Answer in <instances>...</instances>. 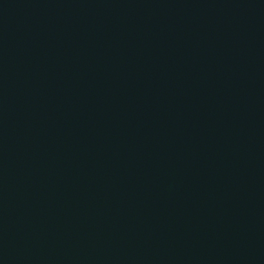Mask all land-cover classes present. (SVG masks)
Wrapping results in <instances>:
<instances>
[{
	"label": "water",
	"instance_id": "obj_1",
	"mask_svg": "<svg viewBox=\"0 0 264 264\" xmlns=\"http://www.w3.org/2000/svg\"><path fill=\"white\" fill-rule=\"evenodd\" d=\"M0 264H264V0H0Z\"/></svg>",
	"mask_w": 264,
	"mask_h": 264
}]
</instances>
